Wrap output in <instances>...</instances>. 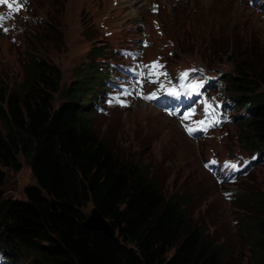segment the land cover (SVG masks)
<instances>
[{
    "label": "trees",
    "instance_id": "trees-1",
    "mask_svg": "<svg viewBox=\"0 0 264 264\" xmlns=\"http://www.w3.org/2000/svg\"><path fill=\"white\" fill-rule=\"evenodd\" d=\"M228 11L214 7L200 22L228 27L222 53L241 48L245 69L226 82L233 103L247 113L242 140H252L248 152L264 156V93L258 92L264 85V44L251 45L249 33L241 45L238 19ZM101 49L90 52L91 61ZM92 63L62 91L64 101L56 107L60 71L31 55L20 83L0 90V167L19 170L21 156L35 180L24 200L6 198L0 170V250L11 262L13 252H25L32 257L29 264H226L220 245L188 214L191 193H180V184L168 194L154 168L116 153L92 130L91 101L104 88ZM88 203L115 237L83 226ZM258 211L255 264H264V195Z\"/></svg>",
    "mask_w": 264,
    "mask_h": 264
},
{
    "label": "rangeland",
    "instance_id": "rangeland-1",
    "mask_svg": "<svg viewBox=\"0 0 264 264\" xmlns=\"http://www.w3.org/2000/svg\"><path fill=\"white\" fill-rule=\"evenodd\" d=\"M142 1L143 6L134 17L127 0H30V21L18 20V31L9 37L0 34V90L12 89L20 83L27 57L31 55L60 71L58 91L53 95L56 107L64 101L62 91L78 72L83 74L87 62H93L97 71L107 77L109 63L118 62L114 49L138 47L145 37L149 43L145 50L147 59L164 54L167 68L172 71L200 64L209 71L222 72L224 93L230 96L226 78H237L246 66L240 57L241 48L222 53L221 47L227 45L230 36L228 27L212 29L200 20L207 19V10L227 7L228 14L238 19V42L244 45L246 34L250 33L249 43L255 47L264 44V18L256 13V7H251L249 0ZM152 4L157 5L156 13L151 12ZM154 21L160 26L159 34ZM94 48H102L103 54L91 61L90 52ZM97 92L94 101L103 106V91ZM258 92L264 93V85ZM233 116L236 120L226 125L225 134L198 143L187 139L174 120L138 102L128 109L107 108L100 114L95 111L90 124L116 153L154 168L157 176L168 184V194L174 193L180 184V193H191L188 214L220 245L226 264H255L259 237L255 223L259 217V200L264 195V162L231 187L233 194L227 196L228 200L202 168V162L213 154L221 158L253 154L247 150L252 140L249 137L242 140L245 113L239 109ZM0 130L3 131L1 125ZM263 158L260 156V161ZM19 162L17 171L4 167L0 170L5 175V197L24 200L25 188L35 185V180L25 159L19 156ZM91 209L88 203L83 211L88 214ZM13 253L15 257L10 264H29L32 259L25 252Z\"/></svg>",
    "mask_w": 264,
    "mask_h": 264
},
{
    "label": "water",
    "instance_id": "water-1",
    "mask_svg": "<svg viewBox=\"0 0 264 264\" xmlns=\"http://www.w3.org/2000/svg\"><path fill=\"white\" fill-rule=\"evenodd\" d=\"M83 226L88 229L102 231L110 237H115V230L95 208H92L90 212L85 215ZM132 250L134 251V249Z\"/></svg>",
    "mask_w": 264,
    "mask_h": 264
},
{
    "label": "snow or ice",
    "instance_id": "snow-or-ice-1",
    "mask_svg": "<svg viewBox=\"0 0 264 264\" xmlns=\"http://www.w3.org/2000/svg\"><path fill=\"white\" fill-rule=\"evenodd\" d=\"M3 2H4V0H0V3H3ZM21 2H22V0H21ZM18 6H19V4L17 5V7H18ZM8 7L11 9V8L13 7V5H8ZM5 18H6V17L0 16V21H3ZM5 31H7V29H5ZM146 67H148V68L150 69L149 74H150V75H153V74H155V73H153L151 70H152V69H158V68L160 67V65H158L156 62H153L152 65H150V66H146ZM185 75H186V74H182V78H183ZM151 82H155V81H151ZM137 83H139V81H137ZM191 87H192L193 89H196V88L200 87V85H192ZM146 98H155V97H154V95H153L152 97H146ZM206 110H207V109H206ZM189 115H190L189 113H185L184 116L181 117V119H182V120H183V119H188V118H189ZM199 123H200L201 126H203L204 121H200ZM186 130L189 131V133H192L193 131H195V129H191V128H186ZM211 163H215V161H212ZM205 167H208V165L206 164ZM225 167H229V165L226 163V164H225ZM231 167H232V168H235L236 166H235V165H231Z\"/></svg>",
    "mask_w": 264,
    "mask_h": 264
},
{
    "label": "bare ground",
    "instance_id": "bare-ground-1",
    "mask_svg": "<svg viewBox=\"0 0 264 264\" xmlns=\"http://www.w3.org/2000/svg\"><path fill=\"white\" fill-rule=\"evenodd\" d=\"M127 3L129 4L128 7L133 10L134 17H137L140 9L143 6V1L142 0H127Z\"/></svg>",
    "mask_w": 264,
    "mask_h": 264
}]
</instances>
